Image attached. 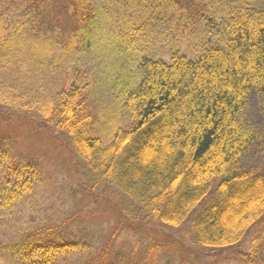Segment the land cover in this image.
Segmentation results:
<instances>
[{
  "label": "trees",
  "instance_id": "trees-1",
  "mask_svg": "<svg viewBox=\"0 0 264 264\" xmlns=\"http://www.w3.org/2000/svg\"><path fill=\"white\" fill-rule=\"evenodd\" d=\"M69 2L76 27L60 36L45 0H0V106L65 137L77 189L117 201L131 229H186L196 264L240 256L256 232L241 257L263 264L264 179L243 160L264 138L252 128L262 117L244 120L250 95L264 113V0ZM114 4H126L123 21L106 9ZM140 13L184 21L195 31L189 52L178 39L169 54H142L134 35L131 53L121 34L140 28ZM34 172L0 152V210ZM71 223L19 222L0 233V263L60 264L77 250L71 264H110L108 247L89 251L68 236Z\"/></svg>",
  "mask_w": 264,
  "mask_h": 264
},
{
  "label": "rangeland",
  "instance_id": "rangeland-1",
  "mask_svg": "<svg viewBox=\"0 0 264 264\" xmlns=\"http://www.w3.org/2000/svg\"><path fill=\"white\" fill-rule=\"evenodd\" d=\"M69 1L71 0H45L50 6V25L56 26V32L60 36L68 34L76 27V23L70 20ZM106 9L123 16L121 21L129 13L126 4H114ZM17 10L18 7H14L12 14ZM2 14L7 15V12ZM138 18L141 19L140 28L134 27L133 32L121 34L123 40L134 44L129 46L131 53L137 54L134 35L143 42V49L140 51L142 54L159 48H167L169 54L167 42L176 43L178 39L184 42L179 43L178 51L184 54L189 52V40L195 37V31L184 21L177 18L176 21L167 22L157 16L141 13ZM153 34L158 37L159 42L151 38ZM57 41L59 42V38ZM260 107L256 96L250 95L244 120L252 114L262 117L252 128L260 132L263 138L264 113L258 115ZM103 122H107V119ZM44 124L19 120L11 116L10 110L0 108V152L35 170L29 187L18 193L19 200L12 205L4 203L0 210V233L6 237L16 234L19 222L30 221L36 226L47 227L72 219L71 226L67 228L68 236L76 239L89 251L108 247L110 264H196L193 261L196 251L190 245L186 229L162 230L158 227L156 230L135 228V231L121 216V206L117 201L94 198L78 190L77 175L72 168L74 163L66 138L57 132L52 135ZM249 153L243 160L244 164L257 171L264 179V138ZM256 234L253 232L236 249L240 256L230 250L223 252L217 259L202 260L205 264H247L241 253L247 252L250 239ZM259 253L264 255V245ZM77 255V250L68 251L59 262L71 264V261L78 258ZM262 258L264 264V256Z\"/></svg>",
  "mask_w": 264,
  "mask_h": 264
}]
</instances>
